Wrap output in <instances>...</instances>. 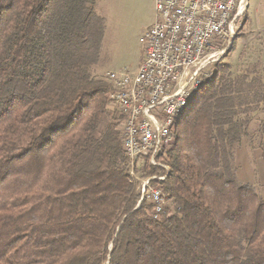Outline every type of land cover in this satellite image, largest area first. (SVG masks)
<instances>
[{"label": "trees", "instance_id": "trees-1", "mask_svg": "<svg viewBox=\"0 0 264 264\" xmlns=\"http://www.w3.org/2000/svg\"><path fill=\"white\" fill-rule=\"evenodd\" d=\"M98 0H0V264H264V63H218L176 121L167 166L129 173L126 114L92 69ZM161 177H165L161 180Z\"/></svg>", "mask_w": 264, "mask_h": 264}, {"label": "built area", "instance_id": "built-area-1", "mask_svg": "<svg viewBox=\"0 0 264 264\" xmlns=\"http://www.w3.org/2000/svg\"><path fill=\"white\" fill-rule=\"evenodd\" d=\"M155 2L156 20L142 40L145 54L137 72L116 69L105 76L116 88V103L129 114L122 135L129 173L158 202L160 189L150 182L156 176L141 180L137 165L149 160L167 169L158 158L168 149L171 115L192 86L220 62L227 43L234 42L249 0Z\"/></svg>", "mask_w": 264, "mask_h": 264}, {"label": "rangeland", "instance_id": "rangeland-1", "mask_svg": "<svg viewBox=\"0 0 264 264\" xmlns=\"http://www.w3.org/2000/svg\"><path fill=\"white\" fill-rule=\"evenodd\" d=\"M96 9L102 25L92 69L100 74L116 69L136 73L145 54L142 40L156 20L155 0H98ZM232 43L218 63H231L234 69L264 63V0H249ZM237 166L241 180L257 185L259 190L264 187L260 149L250 150L243 143L237 150Z\"/></svg>", "mask_w": 264, "mask_h": 264}, {"label": "bare ground", "instance_id": "bare-ground-1", "mask_svg": "<svg viewBox=\"0 0 264 264\" xmlns=\"http://www.w3.org/2000/svg\"><path fill=\"white\" fill-rule=\"evenodd\" d=\"M231 44L233 43L232 42L227 43L226 48H224V52L222 53V55H220V57H222L223 54L229 49ZM213 67L214 65L211 66V73L209 74V76H206L205 78H201V81H199L196 86H192V89H190V92L188 93V95H186L184 99H182L179 106H176L175 112L172 113L171 115V138H169L168 148L174 145L175 140H176L175 139L176 138L175 137V124H176L177 119H179L187 111L190 101L195 98L196 94L200 90V87L205 82V80L209 79L212 76ZM126 122H129V114H126V121H125L124 126H126Z\"/></svg>", "mask_w": 264, "mask_h": 264}]
</instances>
